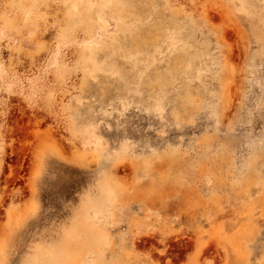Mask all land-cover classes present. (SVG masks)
<instances>
[{"label": "rangeland", "instance_id": "1", "mask_svg": "<svg viewBox=\"0 0 264 264\" xmlns=\"http://www.w3.org/2000/svg\"><path fill=\"white\" fill-rule=\"evenodd\" d=\"M0 264H264V0H0Z\"/></svg>", "mask_w": 264, "mask_h": 264}]
</instances>
